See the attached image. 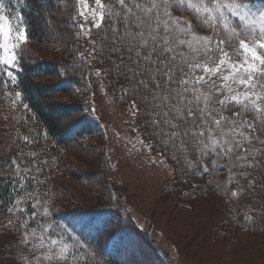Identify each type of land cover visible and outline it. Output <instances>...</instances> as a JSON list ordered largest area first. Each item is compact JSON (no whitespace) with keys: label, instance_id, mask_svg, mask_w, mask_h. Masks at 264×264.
I'll return each instance as SVG.
<instances>
[{"label":"snow or ice","instance_id":"1","mask_svg":"<svg viewBox=\"0 0 264 264\" xmlns=\"http://www.w3.org/2000/svg\"><path fill=\"white\" fill-rule=\"evenodd\" d=\"M250 4L94 0L91 13L101 40L97 57L106 53L110 72L124 81V94L138 97L150 137L191 175L208 180L233 203L261 183L252 179L242 184L235 177L247 180L264 169V9L257 14ZM4 9L0 0V63L18 68L16 49L28 42L29 33L19 23L14 26ZM181 10L199 17L211 34L200 35L186 16L173 15ZM72 26L77 35L84 34L82 24L73 20ZM7 77L15 79L12 71ZM9 167L12 176L20 166L11 161ZM219 175H225L228 184H221ZM233 181L234 188L229 186ZM30 206L36 222V205ZM42 213L47 227L37 234L29 226L22 235V243L32 249L29 264H69V244L64 241L79 245V234L74 237L55 223L50 209L42 207Z\"/></svg>","mask_w":264,"mask_h":264},{"label":"trees","instance_id":"2","mask_svg":"<svg viewBox=\"0 0 264 264\" xmlns=\"http://www.w3.org/2000/svg\"><path fill=\"white\" fill-rule=\"evenodd\" d=\"M89 6H94V0H85ZM4 14L9 15L12 24L17 23L27 29L28 42L42 47H50L60 55L57 59H44L34 56L25 49L24 44L16 51L18 56V68H8L0 63V92H4L15 109L19 111L16 118L10 117L11 124L21 128L22 137L15 143L12 150L1 152L0 157V227L2 231L12 230L25 233L30 231L37 234L47 227V220L43 219L42 207L52 211L51 219L68 229V233L74 237L78 235L79 245L65 240L69 244V264H83L87 259L88 264H131L135 263V249L148 250V258L152 256L156 264H170L168 259L155 243H151L148 236L134 222L127 209L117 204L118 197L112 202L98 206H74L67 208L61 202V190L55 185V172L63 168L66 149L84 139L95 137V127L87 120L83 111L87 108L83 94L89 88L87 78V66L83 51L84 34L77 35L78 29L72 26V21L83 25L88 13L81 6V0L76 3H68L59 0L67 6V21L65 28L63 19L58 20L56 14L58 6L54 0H3ZM108 0H102L107 3ZM250 7L254 12L264 9V0H251ZM82 11L83 16L78 15ZM56 14L55 16L53 15ZM175 16H186L200 35H209L207 29L190 11H174ZM51 22H54L58 34L62 36L56 40L51 37ZM91 26L92 37L95 42L94 60L102 72V77L111 88H115L119 94L129 100H137L136 107L139 113L141 132L151 147L161 152L179 168V178L197 181V187L203 193L211 194L217 191L223 198L220 189H212L208 180L199 175L193 176L184 169L182 164L177 163V157L173 153L165 152L161 145L152 139L149 130L145 128L144 119L139 112L138 97L126 96L123 87V79L117 78L109 70L107 54L97 57L96 48L101 40L95 33L98 32ZM72 55V57H71ZM102 61V62H100ZM7 71H12L15 79L7 77ZM7 81L5 83L4 81ZM4 87V89H3ZM78 96V103L62 100L63 97ZM229 114L230 113H226ZM9 128L7 124L5 126ZM95 133V134H94ZM172 156V158H169ZM11 161H15L20 167L15 175L10 176L12 169ZM110 169L113 170L112 164ZM85 173L81 177L86 178ZM221 184H228L225 175L216 178ZM255 179L257 184L255 191L246 194L242 200L235 203L229 201L236 226L244 232H249L248 227L253 228L255 222H261L264 216V169L257 171L247 180L239 176L235 180L247 183ZM230 187H235V182ZM35 198V199H34ZM35 204L37 220L33 222L30 213L33 211L30 205ZM42 206V207H41ZM255 213V215H253ZM10 221L7 220V218ZM248 217V219H245ZM5 221V224L3 223ZM75 233H72V229ZM243 228V229H242ZM57 232L60 229H56ZM52 234V229H48ZM54 239L59 236L53 235ZM150 242V243H149ZM7 257L12 259L13 264H29V253L32 251L24 243L11 244ZM84 250H80V246ZM39 254V253H38ZM165 255V257H164ZM145 256V258H147ZM34 260V258H31ZM47 264V262H44Z\"/></svg>","mask_w":264,"mask_h":264},{"label":"rangeland","instance_id":"3","mask_svg":"<svg viewBox=\"0 0 264 264\" xmlns=\"http://www.w3.org/2000/svg\"><path fill=\"white\" fill-rule=\"evenodd\" d=\"M54 2L59 9L56 14L61 15L58 20L63 19L65 25L67 6L59 0ZM81 3L90 17L83 23V51L90 83L83 94L87 106L83 115L99 133L65 150L63 168L54 173L63 206L114 204L113 198L118 197L117 204L127 209L144 236L165 253L170 264H264V216L253 228L248 227L249 232L242 231L233 221L228 199L217 191L205 194L194 185L197 181L179 178L175 163L147 143L136 104L107 86L95 63V42L89 33L94 6L85 0ZM50 31L53 40L62 36L54 22ZM24 47L34 58H60L50 47L30 42ZM2 55L0 52V58ZM78 99L84 102L78 96L62 100L78 103ZM19 114L6 94L0 92V157L5 148L12 150L22 137L21 128L9 120ZM81 173L86 174L85 179ZM23 234L2 231L0 227V264H13L7 253L11 244L22 243ZM134 253L136 260L131 264H156L152 256L148 258V250L135 249Z\"/></svg>","mask_w":264,"mask_h":264}]
</instances>
